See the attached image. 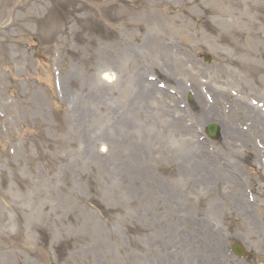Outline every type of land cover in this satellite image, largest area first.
Masks as SVG:
<instances>
[{"label":"rangeland","instance_id":"1","mask_svg":"<svg viewBox=\"0 0 264 264\" xmlns=\"http://www.w3.org/2000/svg\"><path fill=\"white\" fill-rule=\"evenodd\" d=\"M73 1L75 4L80 3L94 9L97 19L101 22V28L96 26V19L92 17L91 11L85 19L82 10L78 13L72 12V19L63 27L67 15L64 0H0V68L7 70L17 79L22 76L18 72L22 62L28 63L29 59H34L32 65L28 66L29 79L26 82L20 79L19 95L22 93L26 99V111L30 110L34 123L40 124L42 128L49 126L56 139L53 145L38 144L34 141V134L25 130L18 140L17 136L13 138L16 140L17 160L16 157L7 155L5 141L0 134V243L3 242L0 257L9 264H81L75 263L74 258L79 256V248L87 241L88 236L90 237V233L84 223V216H74L72 210L77 211L79 207L88 209L83 206L92 195L101 203L104 211L107 204L110 205L107 210L111 211L106 215L104 212L100 215L96 211L91 213L97 224L96 254L92 264H156L157 257L151 254V251L160 245V242L169 247L170 259L175 264H182L185 256L190 254L187 250L184 253L179 251L178 243L179 247H186L191 240L183 242L181 232L195 240H198L199 236V232L191 229L188 218L202 226L201 230H208V234L202 236L200 243L197 242L200 247L208 241L211 244L214 242L215 246L222 245V233L226 232L231 236L243 238L253 246L260 242L264 247V210L256 212L254 208L258 199L252 202L248 209H240L241 202L247 197V188L257 193V198L264 199V191L260 189V184L264 187L261 182L264 176L261 169L255 168L254 173H250L248 177L247 165L242 169L238 160L234 161L229 156V163L232 167L235 166L234 173L248 177L243 186L232 178L235 177L234 174L230 175L220 169L219 163L216 164L219 171H211L212 180L202 186L195 184L191 177L177 170L178 163L182 162L179 159L180 150L183 149L182 139L170 128H162V135L157 133L151 136L155 127L161 125L153 120L156 114H160V103L140 96H131L129 86L125 83L131 78L130 73L137 69V64L134 66L136 55L132 53L131 59L128 54L121 52L122 43L126 40L115 26L119 24L118 14L129 13L131 7L118 5L117 9L109 0ZM137 2H134V5ZM170 2L171 0H144L139 6L146 10L158 5L171 12L176 11L173 9L179 10L171 6ZM217 3L222 11L220 15L215 10ZM203 7H210L211 11L206 10L204 16L198 20L186 19L185 32L192 41L185 45L191 48L197 45L206 49L205 44L212 42L215 37L222 36L221 28L240 32L234 39L224 36L221 44H217L219 54L228 58L224 64L232 73L228 74L226 80L234 89L261 99L264 95V0H209L208 5H201V8ZM202 14L201 10H197L191 13V16L197 18ZM66 27L67 35L64 38L62 28ZM34 34L38 43L47 42L48 47L43 49L37 46L36 55L31 58L29 46L32 42L24 35L33 37L31 35ZM53 52L59 55L55 65L60 70V102L64 106L62 119L55 125L53 111L47 106L50 103L49 97L52 99L54 96L50 68L54 64L53 60H56L55 56L51 57ZM139 61V66L142 62L145 63V60L141 61L140 58ZM105 72H114L116 81L113 83L102 79ZM34 91L37 96L32 97ZM32 98L39 103L43 100L45 107L38 106L36 112L32 109ZM60 109L63 108L59 106ZM118 109L121 114L116 116L114 114ZM138 118L141 123L135 127L133 122ZM240 120L243 123L245 119L241 116ZM121 128H125L128 134L141 137L140 142H135L134 145L140 150L138 157L143 154L144 158L147 154L150 157L147 158L146 169L141 170L143 175L139 172L141 182L135 187H121L122 184H128V181H134L131 174L135 168V158L130 153L131 146L119 144L117 131ZM134 128H138V132ZM85 131L89 134L86 142L88 147L89 143L94 147L103 143L106 147L103 157L101 154L96 155L98 152L89 148L93 159L96 160L94 164H102L105 175L96 173V170L93 174L90 167L87 168V164H82L76 157V153L83 147L79 133ZM97 135L108 137L97 138ZM66 136H74L73 142H68ZM91 136L98 139L97 143L92 142ZM252 136L264 142V130L262 135L252 132ZM150 137L153 139H149ZM253 137H245L251 145ZM113 149L115 162L111 161L107 153ZM25 152L27 156L24 157ZM122 152L127 159L121 163L125 167L119 164L118 155ZM252 152L250 160L253 162L257 156L255 149ZM31 158L51 160L53 168H50L46 175L43 174V186L39 177L32 175V168H28ZM242 160L246 161V158ZM159 164L170 166V169L159 175L157 168H162ZM64 168L66 176L62 179ZM36 169L39 171L40 166L37 165ZM96 174L100 182L107 181V175L110 174L114 182L113 188L95 184ZM28 177L32 179L31 183L22 186L21 181ZM216 180L219 181L218 184ZM46 188L51 189L50 196L45 195ZM73 190L76 191L75 194H72ZM169 192H177L182 201H187V204L182 206L180 217L170 211L173 224L181 230L177 232L178 238L170 235L163 226L166 222L163 209L169 204ZM51 200H55L52 202L55 207L51 206ZM43 204L49 209L47 214L42 212ZM116 205L120 206L121 210L113 209ZM156 206H159L161 212H158ZM175 208L179 209V206ZM70 211L72 215H68ZM142 211L143 232L133 234L131 227L141 223L137 215ZM42 214L45 219L40 217ZM41 223L46 224L44 229L37 230L34 225L40 226ZM214 223H217L219 228L212 236L210 228ZM108 235L110 242L105 240H108ZM71 237L77 239L73 243L66 240ZM42 238L45 243H42ZM135 244L142 246V252ZM47 249H54L57 259L50 257ZM216 254L213 251L210 256ZM122 256L127 261L123 262ZM159 258L163 260L161 256ZM214 259L212 257V260Z\"/></svg>","mask_w":264,"mask_h":264},{"label":"bare ground","instance_id":"2","mask_svg":"<svg viewBox=\"0 0 264 264\" xmlns=\"http://www.w3.org/2000/svg\"><path fill=\"white\" fill-rule=\"evenodd\" d=\"M164 56H165V53H164ZM261 118H263L262 116H260Z\"/></svg>","mask_w":264,"mask_h":264}]
</instances>
